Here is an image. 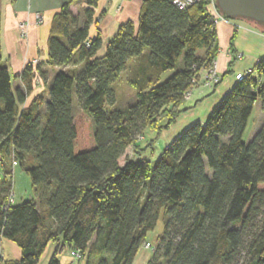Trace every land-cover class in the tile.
I'll return each mask as SVG.
<instances>
[{"label":"trees","instance_id":"16d2710c","mask_svg":"<svg viewBox=\"0 0 264 264\" xmlns=\"http://www.w3.org/2000/svg\"><path fill=\"white\" fill-rule=\"evenodd\" d=\"M98 1L55 15L48 65L60 70L46 100L26 104L34 69L16 89L0 37V247L7 240L21 250L15 260L0 252V264H40L50 243L48 264H60L66 248L84 264H132L161 217L148 264H264V121L244 139L255 103L264 112V57L151 162L135 141L190 110L187 93L219 54L217 23L206 1L181 9L145 0L138 30L123 25L99 57L101 37H89ZM124 72L136 100L113 108ZM130 146L140 159L122 166ZM15 163L35 194L21 204L9 203Z\"/></svg>","mask_w":264,"mask_h":264},{"label":"crops","instance_id":"0c3cea01","mask_svg":"<svg viewBox=\"0 0 264 264\" xmlns=\"http://www.w3.org/2000/svg\"><path fill=\"white\" fill-rule=\"evenodd\" d=\"M144 1L145 0L98 1L97 5L93 7V22L89 28V37L91 39L97 36L101 37L102 46L97 56L100 57L104 55L108 43L116 37L119 29L123 25L130 22L133 24L135 32L138 30L139 18ZM65 4H70L69 9L75 15L82 14V11L87 8L86 0L1 1L0 37L2 58L13 75L14 87L16 89L20 88L25 90V84L21 79V74L28 65H32L34 69L35 76L32 81V89L27 98V105L38 95H42L45 100L48 99V88L52 83L54 74L60 70V68L48 65L49 37L53 19ZM37 14L42 17V22L40 23L36 21ZM22 24L26 25L25 37H22ZM217 40L220 50L217 56V64L221 75L228 70H231L232 73L234 71L237 74L244 73L249 69H254L256 63L264 57V31L260 26L249 21L234 19V23L218 22ZM238 54L241 55V57L238 58ZM38 65H42L43 71L47 73V80H43V78L39 76L35 69ZM169 75L170 72L166 73L163 79ZM235 82V77L231 75L225 77L213 90L205 88L195 90L193 92V99L185 104L190 110L183 113V116L181 115V121L187 119L190 121V125L195 122L204 123L212 109L220 101L222 96L232 89ZM257 106L261 108V103H255L253 114L248 123L250 129L253 130L254 112ZM262 119L264 121V115ZM255 133L254 131V134ZM16 166L15 163L14 168ZM2 177L3 171L0 168V179H2ZM14 201V203H16V199ZM146 243H149L152 247L156 245V242L152 243L146 241L145 244ZM55 246L56 245L53 243L48 245L41 258L40 264H48ZM0 252L5 259L15 260L21 257V250L19 247L15 243L7 240L2 241ZM72 253L74 254L69 248H66L65 252L59 256L60 264H77L78 261L74 259ZM152 256L153 248L145 249L141 246L132 264H148Z\"/></svg>","mask_w":264,"mask_h":264},{"label":"rangeland","instance_id":"374dc122","mask_svg":"<svg viewBox=\"0 0 264 264\" xmlns=\"http://www.w3.org/2000/svg\"><path fill=\"white\" fill-rule=\"evenodd\" d=\"M209 7L211 9V13L214 11V7L212 4H209ZM213 10V11H212ZM215 15H220L223 18H225L224 14L219 11L218 8H216ZM213 15V14H212ZM224 15V16H223ZM231 23H234V19H229ZM227 18L220 20L219 22H227L229 21ZM237 20V19H236ZM243 20V19H240ZM247 21V20H245ZM252 23V22H251ZM220 51V50H219ZM239 55V54H238ZM237 55V57H238ZM217 61V59H216ZM70 69V67H69ZM204 72H201V75L198 77V81L202 80L204 77ZM233 75L235 77L236 73L233 71L232 74L227 75L226 77H229ZM128 73L124 72L121 74V77L118 81V83L115 86V93H116V102L113 108L118 109H124L128 107L129 105H132L136 100V91L128 84ZM199 88H203L200 84L195 85V87L192 90V93L189 95L188 98H186V102H189L193 99V92ZM215 87H213L211 90H213ZM258 103V102H257ZM200 112V111H199ZM256 113V114H255ZM263 111L259 106L256 107L254 112V130L250 129V126L245 131L244 139L250 141L252 137L254 136V131L257 132L258 129L261 127V124L263 123ZM183 116V115H182ZM182 116L178 118L177 122L172 125L169 129L163 130L161 132L153 131L150 129L145 130L142 137H138L135 141V143L138 144L140 148H146V151H143L141 153V157L147 158L151 162H154L158 156L164 151L165 146H167L168 142L173 140L179 133L183 132L188 126H190V121L185 119L182 120ZM189 124V125H188ZM152 141V142H151ZM150 144L152 146L150 147ZM167 144V145H166ZM139 148V149H140ZM126 159H134L139 160V157H136L134 154V146H130L123 157L120 159V164L123 166L126 162ZM13 190L12 195L14 200L16 199V203L14 204H21L22 202L29 201L33 197H35L34 191L32 189L31 179L30 177L24 173L19 166H16L14 168V174H13ZM163 231V219L162 217L158 220L157 225L153 231H151L147 236V241H150L152 243H155L157 240V237L159 234H161ZM147 244V243H146ZM146 244H143V247L145 249H149ZM154 248V247H152ZM65 252V250H64ZM72 256L76 261H78L77 264H84L83 260H80L76 255L72 253Z\"/></svg>","mask_w":264,"mask_h":264},{"label":"built area","instance_id":"2783aa9c","mask_svg":"<svg viewBox=\"0 0 264 264\" xmlns=\"http://www.w3.org/2000/svg\"><path fill=\"white\" fill-rule=\"evenodd\" d=\"M171 1L173 2V4H175L176 6H178L181 9H186V8L193 6V5H195L201 1H206V2H208V4H212L214 7V11L212 10L213 11L212 14H213V17H214L216 23H218L220 20L227 18L224 15L223 16L225 18H223L222 16L217 15V14L215 15V13H217L216 12V8H217L216 0H171ZM227 19L229 20V18H227ZM36 21H37V23L42 22L41 15H39V14L36 15ZM227 22H230V20ZM21 32H22V37H25L26 36V25L25 24L21 25ZM239 57H241V55H238V58ZM202 71L205 74L204 77L202 78V80H200V81L197 80L194 82V86L187 93L185 99L189 97V95L192 93L193 88L197 84L198 85L200 84L205 89L211 90L213 87H215L216 85H218L220 83L221 74L219 73V70H218L217 61H214L208 68L203 69ZM201 72H200V75H201ZM251 74H253V70L249 69V70L245 71L244 73H237L235 75V78L237 80H242L244 77L251 75ZM12 194L9 196V203L10 204L14 202V198H13ZM146 246L148 248H152V246L149 243H147ZM74 255H76L80 259L79 253H74Z\"/></svg>","mask_w":264,"mask_h":264},{"label":"water","instance_id":"95a60500","mask_svg":"<svg viewBox=\"0 0 264 264\" xmlns=\"http://www.w3.org/2000/svg\"><path fill=\"white\" fill-rule=\"evenodd\" d=\"M217 8L229 19H243L264 28V0H216Z\"/></svg>","mask_w":264,"mask_h":264}]
</instances>
